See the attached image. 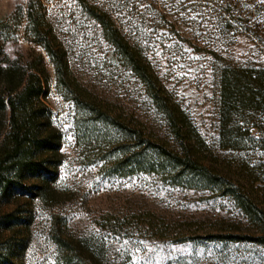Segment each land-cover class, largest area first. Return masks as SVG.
<instances>
[{"label":"rangeland","instance_id":"obj_1","mask_svg":"<svg viewBox=\"0 0 264 264\" xmlns=\"http://www.w3.org/2000/svg\"><path fill=\"white\" fill-rule=\"evenodd\" d=\"M26 1L0 0V20H10ZM39 1L69 49L80 81L114 109L170 140L144 85L114 58L82 3L106 11L188 112L218 167L235 174L241 190L264 209V151L249 157L217 147L214 91L215 77L227 66L264 65V0ZM5 55L22 61L42 56L48 81L40 100L62 137L54 190L44 198L13 195L0 201V217L15 216L10 226L0 225V249L17 264H65L56 241L100 264H264L263 244L204 239L254 233V219L230 197L131 168L123 156V168L114 165L115 149L101 128L89 127L58 94L52 64L42 48L26 39L23 27L0 39V59ZM7 115L0 112V129Z\"/></svg>","mask_w":264,"mask_h":264},{"label":"trees","instance_id":"obj_2","mask_svg":"<svg viewBox=\"0 0 264 264\" xmlns=\"http://www.w3.org/2000/svg\"><path fill=\"white\" fill-rule=\"evenodd\" d=\"M82 5L114 49V58L123 61L144 85L163 117L170 140L148 131L131 114L114 109L80 81L74 73L69 49L39 0H27L15 9L10 20H0V39L10 38L20 26L24 28L26 39L42 48L52 64L58 94L75 106L89 127L101 128L104 140L115 149L113 163L118 168L123 166V156L127 165L139 171L160 172L174 182L217 190L254 219L253 234L219 233L204 239L264 245V209L256 207L251 196L241 190L235 174L229 169L222 172L218 167L217 156L208 149L188 112L167 93L111 16L95 5ZM47 81L41 55L27 61L8 55L0 59V112L8 114L0 129V201L13 195L44 198L54 190L62 162V137L50 110L40 100ZM214 86L217 147L244 152L249 157L258 150L264 151V65L227 66L215 77ZM14 218L5 213L0 217V225L10 226ZM56 243L63 249L61 259L65 264H100L97 259L82 256L76 248L61 241ZM0 264L17 263L0 249Z\"/></svg>","mask_w":264,"mask_h":264}]
</instances>
